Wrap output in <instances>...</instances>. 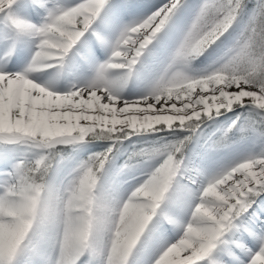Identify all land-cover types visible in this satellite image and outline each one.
Returning <instances> with one entry per match:
<instances>
[{"label":"snow or ice","instance_id":"obj_1","mask_svg":"<svg viewBox=\"0 0 264 264\" xmlns=\"http://www.w3.org/2000/svg\"><path fill=\"white\" fill-rule=\"evenodd\" d=\"M16 3L17 0H0V14L5 17L7 12L5 22L18 37L34 42L36 50L23 73L13 70L15 61L0 71V143L18 144L37 135H70L74 139L65 144L75 145L88 137L118 141L121 136L127 139L153 129L195 134L202 123L234 107L251 105L264 113V0H201L199 5H193L191 0H82L67 9L49 10L39 26L13 16L8 10ZM33 3L43 7L38 0ZM248 3L253 5L249 19L232 39L230 30ZM20 7L26 12L34 10L28 3ZM106 7V27L118 31V35L109 44L107 62L98 67L91 82L57 94L28 78L30 71L63 60ZM134 17L140 19L133 20ZM154 42L166 54L163 74L142 98L120 99L115 85L105 78L106 73L125 70L127 79ZM209 49L215 56L209 67L189 75L192 63ZM167 102H171L170 107L165 106ZM233 127L235 122L223 129L222 141ZM241 130L254 131L255 121ZM188 140L190 136L185 137ZM185 141L156 153H137L166 158L135 188L147 206L119 249L118 264H129L130 255L142 242L146 227L181 169ZM110 151L90 157L80 166L90 161L105 165ZM23 167L24 163L15 166L9 182L0 187V197L19 198L21 189L31 190L26 179L21 182ZM87 179L85 174L84 181ZM261 192L264 155L247 158L207 180L191 194L195 203L191 205L190 219L182 226V235L157 249L152 264H214L209 258L219 244L239 250L247 258L246 264H264V201L253 208ZM9 216L6 206L0 207V264H9L18 241V227L7 222ZM164 222L173 223L167 218ZM229 234L236 238L225 239ZM226 254L235 264H245L230 251ZM79 261L80 257L74 255L69 264Z\"/></svg>","mask_w":264,"mask_h":264},{"label":"rangeland","instance_id":"obj_2","mask_svg":"<svg viewBox=\"0 0 264 264\" xmlns=\"http://www.w3.org/2000/svg\"><path fill=\"white\" fill-rule=\"evenodd\" d=\"M48 2H53V5L48 8V11L63 9V5L59 3L58 0L42 1L43 4ZM200 2L201 0H191L193 5H199ZM106 9L107 7L102 10L101 13H103ZM251 9H246L245 14L244 8L243 12L238 18V21L233 25V28L230 30L232 39L239 35L240 31L247 23ZM47 12L38 16V23L32 22V24L39 26L41 23H43ZM136 19L140 18H133V20ZM124 23H131V21H125ZM117 34L118 33H116V36ZM5 36L6 35H4V37L0 35V38H5L6 42L7 39L9 41L12 38ZM13 47H15L14 43H9L5 53L10 54ZM214 58L215 56L212 53V49H209L208 52L204 54V56L192 63L191 70L188 74L197 75L200 72L205 71L212 63ZM11 61L7 63H11L13 65L14 61ZM103 63H100L95 68V71L90 76V80H88L89 82L94 79L96 70ZM9 64L6 65V67L9 66ZM165 66L166 54L161 52L159 46L153 44L150 45L149 48L144 52L142 57L134 66L133 72L127 76V79H124L125 70L118 75H112L107 72L105 78L115 85L117 96L120 99H125V101L138 100L147 94L153 83L163 74ZM70 74L71 73L69 70L64 69L61 73H58L51 78V84L55 87L56 91L63 89L60 94H65L68 91L73 90V84L75 83L73 82ZM29 78L32 79L31 76H29ZM136 81H140L139 85H135ZM84 86L85 83H82V87ZM170 103L171 102H167L165 105H169ZM261 115H264V113H258L251 105H245L242 108L234 107L233 111L226 112L217 116L213 120H207L202 123L195 134H190L188 131H182L178 129H153L146 132H140L136 135H131L130 138L127 139H124L121 136L118 141L116 139H96L94 137H88L82 143L75 145L59 144L55 145L53 149H35L30 147V145L27 143H0V161L4 165L0 167V187L9 182V174L14 171V168L17 164L29 163L38 155H48L49 152L52 151L57 154L56 160L53 163V172H64L62 178L64 184L61 186L63 187L71 179L74 170L78 168L80 164L88 161L90 157L102 155L111 149V151L108 152L109 159L105 164L102 182L105 181V176L107 173L124 175V182H128L140 176V179H138L136 183L131 184L123 189L125 192L128 191V194H130L145 179H147L148 174L159 167L163 162V159L166 158L159 155H137V153H156L163 150L168 145L185 141V137L190 136V140L185 141L182 149L183 162L181 169L178 172L177 177L174 178L173 184L166 193L165 198L161 202L160 206H162L168 200L169 195L179 180L181 171L187 161L188 153L198 135H201V142L199 145L203 149L202 158L210 167V177L208 180L212 179L221 172L230 169L237 163L247 158L264 155V135H261L264 133V120H261ZM253 121H255L254 131L241 130L245 125H251ZM234 122L235 127H233L232 131L228 133L226 139L222 141L221 136L223 129L233 125ZM177 158H179V156ZM57 178L58 176H52V182L56 187L60 186L61 184V180H57ZM110 187L113 186L110 185ZM111 189L113 190L112 192L118 196L121 195V192L123 193V191H121L122 189L118 188V186H116L114 189ZM263 196L264 192H261L255 197L256 203L253 204V207Z\"/></svg>","mask_w":264,"mask_h":264},{"label":"clouds","instance_id":"obj_3","mask_svg":"<svg viewBox=\"0 0 264 264\" xmlns=\"http://www.w3.org/2000/svg\"><path fill=\"white\" fill-rule=\"evenodd\" d=\"M73 139L70 135H37L21 142L35 149H53ZM56 157L52 151L25 163L21 182L26 179L31 190L21 189L19 198L0 197V207L10 211L7 222L18 227L16 251L9 264H18L22 256L35 255L41 242L54 254L51 264H69L74 255L80 259L88 256L85 264H118L119 249L146 210V200L137 196L138 189L125 198L114 194L102 182L105 165L94 161L84 167L79 165L66 185L56 187L52 182Z\"/></svg>","mask_w":264,"mask_h":264},{"label":"bare ground","instance_id":"obj_4","mask_svg":"<svg viewBox=\"0 0 264 264\" xmlns=\"http://www.w3.org/2000/svg\"><path fill=\"white\" fill-rule=\"evenodd\" d=\"M42 1L43 0H38V3L43 5V7H39L37 4L33 3V0H17L16 5L8 11L16 18L22 19L25 22L38 23V16L46 13L48 8L53 5V2L43 4ZM58 2L63 5V9H67L82 2V0H58ZM22 3L30 4L34 10L31 12L23 11L20 7ZM106 12L107 9L97 17V20L90 30L71 50H69L63 60L52 61L50 62L51 66L44 65L39 72L28 73V78L31 76L33 82L54 93L60 94L63 89L56 91L55 87L51 84V78L66 69L70 71V76L75 83L73 84V90L82 88V83H85L86 86L95 68L100 63L107 62L111 54L109 44L114 43L116 33H118V31H110L106 27L104 19ZM93 32H95V35H93ZM0 35L3 37L6 35L5 37L8 38L12 37L9 41L7 39V42L5 38H0V71L11 67L12 64L7 62L12 60L11 62H17L13 70L17 73H23L32 61V57L36 50L35 43L23 37H18L15 30L5 22L4 14H0ZM97 36L100 37L99 40ZM101 41H104V43H101ZM11 42L14 43L15 47H13L10 54H6L5 51ZM154 44L158 46L157 43L154 42ZM8 64L9 66L6 67ZM123 71L124 70H109L108 73L118 75ZM139 83L140 81H136L135 85H139ZM165 106L170 107V104ZM200 142L201 135H198L188 153V158L181 171L179 180L169 195L168 200L157 209L156 216L146 227L145 233L141 238L142 242L138 244V247L133 250V254L130 255L129 264H152L157 249L175 242L182 235V226L190 219L191 205L195 203V201L191 199V194L196 192L210 177V167L202 158L203 149L199 145ZM2 165L3 163L0 161V167H2ZM63 175V171L53 172L52 174V176H58L57 180H61V184L58 187L64 184L62 180ZM123 178L124 175L107 173L103 183L110 191H113L111 188L114 189L118 186V188L123 191L120 197L125 198L128 195V191L125 192L123 189L136 183L138 179H140V176L128 182H124ZM193 181H195V183H193ZM110 185L113 187H110ZM262 201H264V196L258 200L253 208H258ZM164 218L171 220L173 223L164 222ZM161 224H163V231L161 230ZM235 238L236 237L231 234L225 237V239L229 240ZM143 241H147V243H143ZM248 247L252 248L253 246L248 245ZM253 250L255 249L253 248ZM229 251L240 260H244L246 264L247 258L239 250L230 245L226 247L223 244L218 245L209 259L213 261L214 264H235V262L229 258V255L226 254V252ZM53 255L54 254L50 253L47 244L41 242L37 245L35 255L20 257L18 264H51ZM88 260L89 257L84 256L80 259L79 264H85Z\"/></svg>","mask_w":264,"mask_h":264},{"label":"trees","instance_id":"obj_5","mask_svg":"<svg viewBox=\"0 0 264 264\" xmlns=\"http://www.w3.org/2000/svg\"><path fill=\"white\" fill-rule=\"evenodd\" d=\"M252 3H248L247 6L245 7V14H246V9L249 10L252 8Z\"/></svg>","mask_w":264,"mask_h":264}]
</instances>
